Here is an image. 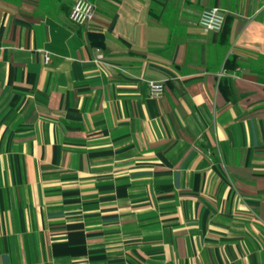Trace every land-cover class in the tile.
Segmentation results:
<instances>
[{
	"label": "crops",
	"instance_id": "crops-1",
	"mask_svg": "<svg viewBox=\"0 0 264 264\" xmlns=\"http://www.w3.org/2000/svg\"><path fill=\"white\" fill-rule=\"evenodd\" d=\"M75 1L0 0V264H264V0Z\"/></svg>",
	"mask_w": 264,
	"mask_h": 264
},
{
	"label": "built area",
	"instance_id": "built-area-1",
	"mask_svg": "<svg viewBox=\"0 0 264 264\" xmlns=\"http://www.w3.org/2000/svg\"><path fill=\"white\" fill-rule=\"evenodd\" d=\"M94 15V4L88 0H76L70 9L69 19L76 25H83L89 22ZM224 14L216 6H209L201 10L198 17V24L205 31H219L224 24ZM49 57L43 54V62H48ZM148 92L151 97H160L165 90L164 82L156 79H148Z\"/></svg>",
	"mask_w": 264,
	"mask_h": 264
},
{
	"label": "trees",
	"instance_id": "trees-1",
	"mask_svg": "<svg viewBox=\"0 0 264 264\" xmlns=\"http://www.w3.org/2000/svg\"><path fill=\"white\" fill-rule=\"evenodd\" d=\"M224 22H225V20H224ZM93 36V35H92Z\"/></svg>",
	"mask_w": 264,
	"mask_h": 264
}]
</instances>
